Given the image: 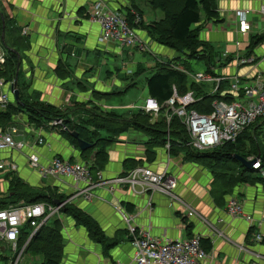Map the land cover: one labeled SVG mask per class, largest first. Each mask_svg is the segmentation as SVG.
Listing matches in <instances>:
<instances>
[{
    "label": "crops",
    "instance_id": "obj_1",
    "mask_svg": "<svg viewBox=\"0 0 264 264\" xmlns=\"http://www.w3.org/2000/svg\"><path fill=\"white\" fill-rule=\"evenodd\" d=\"M93 1L0 0V12L8 17L12 25L7 40L18 56V82L26 86L24 93L31 102L46 103L62 111L70 110L68 114L80 109L74 107L75 104L92 103L104 113L122 116L128 120L132 114L141 110L149 96L148 79L156 71V62H172L178 57L150 39L143 30L140 37L153 52L147 62L148 68L140 62H135L138 54L142 53L137 48L119 49L115 45L102 44L101 27L88 16V9ZM106 1L125 13L138 7L143 13L146 25L164 19L163 13L151 9L152 19L148 20L143 5H139L137 0ZM143 1L146 7L149 6L148 0ZM262 5L264 0H217L219 18L209 21L205 17L202 18L200 25L204 24V27L199 33L200 39L213 41L210 44L219 53L220 58L226 55L227 58L230 57V61L237 53L248 52L253 38L264 37V18L259 13ZM240 20H246L252 25L249 33L242 34L239 31ZM3 28L5 31L4 21ZM248 36L249 43L239 45V39ZM231 41L234 43L231 44ZM260 44L261 48L254 54L258 61H261L259 68H238L231 67L230 64L218 71L227 75L237 72L239 75L264 73V41ZM118 59L121 61L119 64ZM147 70L151 71V74L144 80L146 95L142 104L130 100L123 103L128 109L119 112L107 103L114 96L129 95V89L138 86L136 79ZM96 75L100 79L105 77L103 81H98ZM128 80H131V83H127ZM96 94L105 97L99 98ZM10 101L15 99L11 96ZM79 116L80 119H76L81 122L89 118L88 112H82ZM21 119L28 122L25 115L19 114L15 117V120ZM48 124L40 127L34 125L44 130L43 137L48 141V145L30 148L34 138L29 133H25L24 137L16 136L15 139L26 140L30 145L26 153L41 155L43 164L49 163L55 157L71 163L83 162L82 152L59 131L49 128ZM18 127L23 130L21 125ZM102 133L105 135L104 131ZM148 139L149 135L133 128L117 135L115 141L108 145L104 167L92 172L94 181L99 182L97 171H100L106 180L126 175L132 170L133 162L136 167H146L159 173L168 169L169 174L172 173V177L177 181L173 195L194 208L205 221L188 218L176 198L161 192H151L141 187H137V192H134L128 186L119 184L113 185L112 189L110 185L97 187L92 191L91 201L77 197L71 205L96 220L103 234L116 244L106 249L105 245L90 237L85 227L78 226L72 217L62 215L66 245L62 264H137L134 261V246L117 209L121 206L128 211L125 204H131L132 213L140 212L135 224L147 229L157 239L175 241L201 236L211 247L210 259L206 264H264V239L262 242L255 240L258 233L264 237L263 189H249L247 184H242L231 194H224L223 200L217 202L214 196L216 181L204 166L184 161L183 155H170L165 147L152 145ZM127 160L132 162L126 164ZM19 162L22 164L21 171L25 173L24 177L31 186L55 188L58 194L66 198L73 194L71 189L63 190L58 180L50 178L42 181L37 173L27 167L23 158ZM19 175L23 179L22 173ZM7 189L8 181L5 179V173H1L0 196H4ZM234 197L242 201L246 211L253 215L255 222L252 225L243 219L232 218L226 212L227 202ZM150 200L153 206L149 211L147 206Z\"/></svg>",
    "mask_w": 264,
    "mask_h": 264
},
{
    "label": "built area",
    "instance_id": "obj_2",
    "mask_svg": "<svg viewBox=\"0 0 264 264\" xmlns=\"http://www.w3.org/2000/svg\"><path fill=\"white\" fill-rule=\"evenodd\" d=\"M260 15L264 18V5L259 10ZM88 16L92 22L101 27L100 41L106 46L115 45L119 49L137 48L142 52L150 51L148 44L144 42L138 29L131 26L128 21V15L121 9L112 6L106 0H94L88 9ZM135 25L143 22L141 16L135 13ZM252 25L246 20L239 21V31L242 34L249 33ZM254 49L237 55L227 64L231 67L238 68H259L261 61L254 56ZM151 52V51H150ZM187 56L180 57L185 60ZM7 56L1 44L0 31V69L6 64ZM227 56H221V63L226 62ZM171 64L172 68L184 73L191 82L201 85V82H207L211 88L204 89V95L213 97L210 103V111L200 114L193 108L200 103L202 97H198L194 91L189 90L185 95H179L178 90L173 86L172 97L161 105L156 99L147 97L144 101L143 109L153 118H159L163 107L167 112L165 117L169 123L174 116H177L183 123L189 141L187 146L197 152H207L216 149L225 143L235 142L237 138L247 128L254 125L258 120H264V73L258 72L255 75L242 74L239 72L233 75L223 74L219 69H214L213 73L207 71H198L196 73L185 68L180 63L164 62ZM234 64V65H233ZM251 70V69H250ZM13 83L9 85L0 79V111L6 110L10 101V90ZM8 87V90L6 89ZM15 119V118H14ZM17 123V125H15ZM18 125L23 127L21 130ZM49 128L59 131L60 133L69 131L62 119L52 120L48 124ZM43 129L36 128L34 124L21 120L15 122L6 130L0 132V174L7 172L20 173L22 164L14 159L15 155H20L27 163V167L38 174L39 178H53L58 180L63 190H73V194L67 197L59 205L36 203L32 205L19 204L10 206L7 209L0 210V243L6 245L12 255L16 256L13 264L23 262L25 251L40 228L51 218L62 219L61 210L73 199L82 197L84 200L91 201L93 198L92 191L97 187L111 186L119 184L128 186L134 192L137 187L147 189L151 192H161L167 196H173L183 208L188 218H197L205 221L197 211L184 203L181 199L173 195L177 188V181L169 174L168 169L164 172H155L146 167H136L128 174L106 180L102 173L97 171L99 182L94 181L91 172L92 161L71 163L60 157H55L49 163L43 164L42 157L36 153H26L29 143L26 140H16V136L24 137L25 133L32 134L34 146L48 145V141L43 137ZM169 152L170 143L165 146ZM170 154V153H169ZM256 160L253 169L257 170L264 176V169L259 158H249ZM142 189L140 190L141 192ZM173 198V199H174ZM150 200L147 209H152ZM118 212L121 214L123 223L131 238L135 249L134 261L137 264H206L210 259V252L202 244L201 236H193L183 240L157 239L153 237L147 229L138 227L135 224L140 212L131 213L119 206ZM226 212L232 218L245 220L252 225L255 219L252 214L248 213L245 204L238 198H231L226 205ZM29 225L33 232L20 248L19 238L22 228ZM264 237L258 233L255 236L257 242H262Z\"/></svg>",
    "mask_w": 264,
    "mask_h": 264
},
{
    "label": "trees",
    "instance_id": "obj_3",
    "mask_svg": "<svg viewBox=\"0 0 264 264\" xmlns=\"http://www.w3.org/2000/svg\"><path fill=\"white\" fill-rule=\"evenodd\" d=\"M216 1L217 0H149V5L154 9L160 10L163 13L164 19L156 21L155 23L151 22L148 25H146L144 21L139 25H135V13L139 14L141 18L143 17V13L138 7H136L137 10L129 11L127 13V18L131 26H135L138 30L146 31L149 38L159 45L170 49L173 53H182L183 56H187L185 61L181 63L185 68L189 69L188 60L192 59L204 63L207 68L206 71L213 73V70L217 69L215 63H218V68H222L227 66L230 62L227 58L226 62L221 63V58L220 56H216L217 52L214 47L207 41H202L200 39L199 33L202 29V25H200L202 18L205 17L208 21L219 18ZM0 17L5 23V45L10 35L8 31L12 28V25L3 12H0ZM2 28L3 22H0L1 31ZM262 41H264V37L253 38L248 47L249 53L253 50L252 48H255ZM4 45L3 48L8 59L0 71L7 69L9 55L18 60L16 51L12 50V47L7 50ZM173 62L179 64L180 58H175ZM3 74L7 75L8 80L5 79V76L1 75L0 79H4L7 85H9L10 82H14L10 72H4ZM19 83L20 82H18L20 102L11 101L6 110L0 111V130L6 131L14 123L16 115L19 114L25 115L30 124H34L38 127L46 126L48 121L50 123L52 120L62 119L69 131L62 132L61 134L65 138H68L77 149H79L78 140L72 137L71 133H79L80 139L93 144V148L82 152L81 156L85 161H89L91 158H88L87 155L93 151L95 162L92 161L91 172L101 170L104 167V164L107 162L108 145L115 141L114 139L117 135L128 131L130 128L149 135L148 141L151 142L152 145L165 147L167 143H170V155L175 157L183 155L184 161L193 164L208 163L209 161L232 162L238 163L245 171H248V169L237 161L234 156L239 155L237 152L238 150L247 148V142L249 140L255 141L261 150L260 159L264 169V148L260 146L258 142L260 136L264 138V120H258L254 125L247 128L235 142L225 143L207 152H197L186 145L189 138L181 120L177 116H174L169 123L167 122L165 117L167 112L166 107H163L157 119L141 109L136 114H132L130 119L127 120L122 116L104 113L102 109L94 107L92 103L75 104L74 107L80 109L68 114L70 110L62 111L46 103L27 100L24 93L26 86H22ZM173 86L177 88L179 95H185L189 90H192L198 97H202L200 103L193 106L198 113H208L210 111L209 106L213 97L205 96L204 89L201 85L191 82L184 73L172 68L171 64H160L157 66L155 73L148 79V97H152L161 105H164L173 95ZM96 95L99 98L105 97V95ZM82 112H88L89 114V118L86 119L85 122H81L80 120L77 121V119H80L79 115H81ZM78 113L80 114L78 115ZM144 118L147 119L146 122L143 121ZM89 126H91V129H89ZM103 131L105 135H103ZM131 162V160H127L126 164ZM135 164V162L132 163V169L137 166ZM223 169L229 172L233 171L230 167H223ZM252 170L259 173L253 168ZM226 176V174L219 175L217 179L223 183L225 181L234 183L233 185L240 183L247 184L246 182L248 181V179H246L247 177L244 175V177H230L228 180ZM5 179L8 181V189L4 196H0V210L7 209L10 206H18L19 204L32 205L36 203H45L54 205L55 201L63 202L66 199L63 195L58 194L55 188L49 186L45 188H42V186H31L19 176V173L7 172L5 173ZM257 180H260V182L264 184V177H261V175ZM215 181L216 192L214 196L218 202L223 200L224 194H231L233 190L227 193V189L223 183H219L217 180ZM216 193L218 195H216ZM125 205L128 211L132 213L133 209H131V204ZM61 214L72 217L78 226L85 227L90 237L99 244L105 245L106 249L116 244L112 243V241L103 234L96 220L74 205H66L61 210ZM63 230L64 226L61 219L51 218L48 220L31 239L25 251L24 260L19 264H62L65 259L66 247ZM32 232L33 228L29 225H25L19 238L20 248L23 247ZM202 244L206 250L209 251L211 249L210 243L204 239ZM15 258L16 256L12 255L9 248L0 243V264H13Z\"/></svg>",
    "mask_w": 264,
    "mask_h": 264
},
{
    "label": "rangeland",
    "instance_id": "obj_4",
    "mask_svg": "<svg viewBox=\"0 0 264 264\" xmlns=\"http://www.w3.org/2000/svg\"><path fill=\"white\" fill-rule=\"evenodd\" d=\"M137 1H138L139 5H141V4L143 5L144 13H145V16L147 17L148 20H151L152 19V16L150 14V10L151 9H153L154 12H160V13H162L160 10L154 9L152 7L150 8L149 7L150 5L146 7L145 6V2L143 0H137ZM6 6L7 5L5 3L4 4V7L6 8ZM135 10H137L136 7H135ZM126 13H128V12H126ZM159 20H155L152 23H155L156 21H159ZM0 22L1 23L3 22V20L1 19V17H0ZM203 27H204V24L202 25V28ZM141 32L143 33L142 30H138L137 31L138 35H141ZM6 37H7V34H6ZM249 41H250V36H248L246 38L244 37L242 39H239V45H245V44L249 43ZM207 42H209V43L212 44L213 41H211V40L208 41L207 40ZM230 43L233 44L234 41L233 42L231 41ZM4 46H5V48L7 50L11 49V45L8 43V41H6V44ZM261 46H262V44L256 46L255 48H252V49H254V54L257 53V51L259 50V48H261ZM234 48H235V46H233V49ZM168 50H170V49H168ZM215 51H216V49H215ZM234 52H235V50H234ZM142 53H145V54H142ZM142 53L140 52L138 54V56L136 57V61L135 62H140L145 68H148L147 62L151 59V55H152L153 52L148 51L147 53L146 52H142ZM169 53L176 55V57H183V54L182 53H177V52H175L176 54L173 53V52H169ZM161 54H162V52H161ZM216 56H219V53H216ZM156 60H158V58H156ZM229 60H230V57L228 58V61ZM184 61H185L184 59L181 60L180 61V64L182 62H184ZM119 63H121L120 59H118V64ZM188 63H189L188 66H189L190 71H192L194 73H196L198 71H206V69H207L206 66H205V64L202 63V62H200V61H196V60H192L191 59V60H188ZM159 64L160 63H159V60H158V63L156 62V66L159 65ZM215 64H216V68L217 69H219V70H222L223 69V67L222 68H218V66H219L218 63H215ZM17 69H18V60L16 58H14L13 56L9 55L7 69L0 71V75L1 76H5V79L8 80L7 75H4L3 73L4 72H10L11 78L15 81L16 74H17ZM150 74H151V71H148L147 70L144 73V75L139 76L136 79L138 86L136 88H130L129 89L130 90L129 95L114 96L107 103L109 105H113L112 107H114V109L117 110V111H119V112L128 109V107L123 106V103H126V102H128L130 100H136V101L139 102V104L140 103L142 104V102H143V100L145 98V95H146V91L144 90V80H145V77L148 76V75H150ZM122 76H124V75H122ZM104 77L105 76H102V78L100 79L99 76L96 75V78L98 79V81H103ZM2 80H4V79H2ZM127 83H131V80H128ZM201 83H202L201 85L205 86V88H211L212 87L210 84H207V82H201ZM6 89L8 90V87H6ZM10 95L12 96L11 92H10ZM201 114H203V113H201ZM16 116H18V115H16ZM143 121L146 122L147 119L144 118ZM47 123H49V121ZM258 142H259L260 146H262L264 148V138H263V136H260V139L258 140ZM237 152H238L239 155L243 156L244 158H246L248 160H249V158H259L260 157V154H261V150H260V147L258 146V144L255 141H250V140L247 142V148L246 149H244V150H238ZM87 157L88 158H91L95 162V158H94L93 151L91 153H89L87 155ZM14 159L16 161H22V157L20 155H15L14 156ZM197 164L204 166L205 169L211 175H213V177H214L213 180L214 181L217 180L219 183H223V182L219 181V179H217V176L223 175V174H226L227 175L226 176V179L227 180L230 179V177L236 178V177H239V176H242V177L245 176V177H247L246 179H248V181L246 183H247L249 189H254V188L255 189H259V188H262L263 191H264V184L262 182H260V180H257L258 177H260V175H261V177H264V176L262 174H259L257 172H254V170H252V168L251 169H248V171L247 170L245 171L244 168L240 167V165L238 163H232V162L225 163V162L209 161L208 163H201V164L200 163H197ZM223 167H230L231 169H233V171L232 172L226 171V170L223 169ZM20 173H22L23 179H25V181L28 182V180L24 177L25 176V173L23 171H20ZM19 176L21 177V175H19ZM225 183H228V182L225 181L223 183V185L227 189V193H229L232 190H234L237 186L242 185V183L236 184V185H233L234 183H228V184H225ZM62 219H63V217H62Z\"/></svg>",
    "mask_w": 264,
    "mask_h": 264
},
{
    "label": "water",
    "instance_id": "obj_5",
    "mask_svg": "<svg viewBox=\"0 0 264 264\" xmlns=\"http://www.w3.org/2000/svg\"><path fill=\"white\" fill-rule=\"evenodd\" d=\"M4 34H5V31L3 28V33H2V41L3 42H4ZM18 73H19V71H17L15 81H14L12 88H11V92H12L16 102H20V91L18 89ZM71 136L78 140V147L81 150V152H85V151L93 148V144H90L87 141L80 139L78 133H72ZM234 157H235V159H237V161H239L247 169H251L256 162V160H253V161L248 160V159H245L239 155H235ZM55 204L59 205L60 202L55 201Z\"/></svg>",
    "mask_w": 264,
    "mask_h": 264
},
{
    "label": "clouds",
    "instance_id": "obj_6",
    "mask_svg": "<svg viewBox=\"0 0 264 264\" xmlns=\"http://www.w3.org/2000/svg\"><path fill=\"white\" fill-rule=\"evenodd\" d=\"M129 12V11H128ZM142 19H143V21H144V17H142ZM0 31H1V29H0ZM2 33H3V28H2V31H1V44H2V46L4 45V42L2 41ZM4 36H5V34H4ZM4 49V48H3ZM180 58V57H179ZM162 64H164V63H162ZM14 83V82H13ZM12 88V87H11ZM10 92H11V90H10ZM11 94H12V92H11ZM12 97L14 98V96H13V94H12ZM143 110V109H142ZM17 117V116H16ZM14 122H15V119H14ZM72 134V133H71ZM80 150V149H79ZM81 151V150H80ZM62 220V219H61Z\"/></svg>",
    "mask_w": 264,
    "mask_h": 264
}]
</instances>
